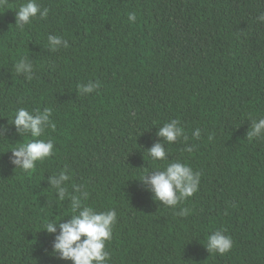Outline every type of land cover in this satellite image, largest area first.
I'll list each match as a JSON object with an SVG mask.
<instances>
[{"label": "trees", "instance_id": "16d2710c", "mask_svg": "<svg viewBox=\"0 0 264 264\" xmlns=\"http://www.w3.org/2000/svg\"><path fill=\"white\" fill-rule=\"evenodd\" d=\"M27 2L0 4V264H71L44 225L70 219L81 192L82 206L117 213L107 264H264V136H247L264 118V0H35L47 18L20 28ZM49 35L68 47L50 50ZM22 58L31 79L15 71ZM90 81L100 86L81 94ZM20 108H51L55 128L20 136ZM171 120L187 139H161L166 159L153 161ZM49 138L53 155L15 168L11 150ZM174 162L201 175L170 207L140 179ZM61 171L63 201L47 179ZM217 230L233 241L223 255L206 249Z\"/></svg>", "mask_w": 264, "mask_h": 264}, {"label": "clouds", "instance_id": "9594fccd", "mask_svg": "<svg viewBox=\"0 0 264 264\" xmlns=\"http://www.w3.org/2000/svg\"><path fill=\"white\" fill-rule=\"evenodd\" d=\"M4 0H0V4ZM48 9L41 10L35 0H28L22 4L19 11L16 12V23L20 28L29 24L32 18L39 14L41 19L48 16ZM130 22L137 19L135 12L127 14ZM259 19L264 21V16ZM48 46L50 50L55 51L59 47H68V41L57 35L48 36ZM33 66L26 58H22L15 64V71L18 74H27V78L31 79ZM99 82H89L87 85H80L81 94L92 93L99 87ZM52 109L45 108L42 112L36 111L35 114L30 113L25 108L17 110L11 124L15 127L17 133L30 134L32 137H40L45 128H55V123L50 119ZM156 135L160 138L147 149L149 157L153 161L166 159V150L163 141L171 144L177 138L187 136L184 129L179 126L178 120H171L158 128ZM193 136L200 137V130L197 129ZM249 139L264 136V118L253 121L251 131L247 133ZM211 139V137H209ZM53 140L51 138L35 139L32 142L20 144L11 150L12 164L15 168L23 171L32 170L37 161L53 155ZM192 151V148H186ZM200 173L194 172L191 167L181 162L168 164L163 171H152L144 175L140 181L147 186V190L152 194L154 200L159 201L163 205L175 207L181 201L191 197L197 190L200 183ZM49 184L56 189V195L60 201L65 199L67 188L65 182L70 177L65 171H61L58 175L49 176ZM75 192H80V188H74ZM87 192H81L79 196L71 195V205L74 215L66 222H48L44 225V231L49 234H55L52 245V251L62 260L71 261V264H107L110 260V254L105 250L106 242L111 240L112 230L117 222V213L115 210L105 212H97L91 207L82 206V198H87ZM179 216H186L188 210L182 208ZM233 246L230 236L225 235L222 230L212 233L207 239L206 249L208 252H217L221 255L229 252Z\"/></svg>", "mask_w": 264, "mask_h": 264}]
</instances>
